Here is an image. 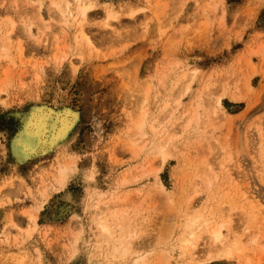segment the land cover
<instances>
[{"label":"rangeland","instance_id":"obj_1","mask_svg":"<svg viewBox=\"0 0 264 264\" xmlns=\"http://www.w3.org/2000/svg\"><path fill=\"white\" fill-rule=\"evenodd\" d=\"M66 1L0 0V264H264V0ZM38 110L73 118L44 152ZM190 211L239 254L206 260L201 231L187 253Z\"/></svg>","mask_w":264,"mask_h":264},{"label":"bare ground","instance_id":"obj_2","mask_svg":"<svg viewBox=\"0 0 264 264\" xmlns=\"http://www.w3.org/2000/svg\"><path fill=\"white\" fill-rule=\"evenodd\" d=\"M64 1H66V0H64ZM76 1V6H75V8L73 7V9H75V15H76V17H73L74 19L75 18H80V22H82V20L84 21L85 20V18H86V16L88 15L87 13L93 8V3L91 2V0L89 1V2H86L85 0H75ZM66 3H69V1H66ZM58 4V7H60L61 8V6H59V3H54L53 5H57ZM67 5V4H66ZM53 7V6H52ZM55 7V6H54ZM57 7V6H56ZM57 7V8H58ZM66 7V6H65ZM53 10V9H52ZM55 10V9H54ZM64 10V9H63ZM63 10H62V12H63ZM109 13V14H108ZM64 14V13H63ZM106 14H108L106 17V20L108 19V16H109V19L110 20H112L113 19V17H115L113 14H110V12H107ZM71 15V14H70ZM63 17H64V15H63ZM70 17V16H69ZM110 17H112V19L110 18ZM66 16H65V20H66ZM78 18V19H79ZM64 19V18H63ZM68 20V19H67ZM109 21V20H108ZM108 21H106L107 23H105V24H107V26H108V24L110 23V21H109V23H108ZM63 22V21H62ZM61 22V23H62ZM65 22V21H64ZM67 22V21H66ZM68 23V22H67ZM63 24V23H62ZM29 31V30H28ZM80 34L81 35H83V32L82 31H80ZM88 40V39H87ZM3 45V44H2ZM1 48H3V46H0ZM4 49V48H3ZM2 49V50H3ZM7 50V49H6ZM5 51V50H4ZM1 53V52H0ZM3 54V53H2ZM4 55H5V53H4ZM3 55V56H4ZM6 56V55H5ZM195 72H193V74H194ZM191 74V73H190ZM193 74H192V77H193ZM187 78V77H186ZM187 81H189V80H187ZM186 81V82H187ZM191 81V80H190ZM186 85H187V83H186ZM188 89V88H187ZM183 90H186L185 89V87H184V89ZM147 91V90H146ZM184 92V91H183ZM238 95V94H237ZM237 95L235 96V97H237ZM218 97V96H217ZM241 98V97H240ZM236 99V98H235ZM238 100H239V97L237 98ZM242 99V98H241ZM215 102V101H214ZM217 102H219L218 101V99L216 100V104H217ZM167 105V104H166ZM169 105V104H168ZM167 105V106H168ZM165 108V107H164ZM163 108V109H164ZM215 110V109H214ZM70 121V123H68ZM142 121V120H141ZM141 121H136L137 123H138V125H137V123H136V125H137V127L138 126H141L142 125V127H143V124H142V122ZM45 122H51V124L53 125V130L52 131H50V132H47L45 135H43V136H40V137H34L35 138V145H36V148H39V149H41V151L42 152H44L45 151V147L48 145V144H51L52 143V141H53V138L55 137V138H58V137H62L65 133H66V131H68L70 128H71V125H72V123H73V118H72V116H70V113L69 112H65V113H63V114H57V115H53L52 114V111L51 110H45V111H43V110H38L37 112H32L31 113V115L29 116V118H28V120H27V122H26V126H25V130H26V132H27V134H29V135H31L32 136V133H33V131L35 130V128L37 127V126H39L41 123H45ZM141 122V125L139 124ZM189 122H190V120H189ZM188 122V123H189ZM187 123V124H188ZM61 125V127L60 128H56L55 127V125ZM64 125H67V127H64ZM183 125H184V123H183ZM182 125V126H183ZM185 125H186V123H185ZM136 127V126H135ZM142 127L141 128H139V130L140 129H142ZM141 134V133H140ZM171 136H169V138H170ZM168 138V139H169ZM25 149L27 150V152L29 151V152H31L32 151V148H30V147H25ZM259 152H260V150H259ZM161 154V153H160ZM260 155V154H259ZM260 157V156H259ZM210 169V168H209ZM70 172H71V166H68V165H63V166H60L59 168H58V170L56 171V176H55V180L57 181V184H58V187H63L65 184H66V182L68 181V177H69V175H70ZM209 172V171H208ZM211 173H212V171H211ZM216 174V173H215ZM207 175V177H208V173L206 174ZM206 175H205V177H206ZM211 175V174H210ZM213 175V174H212ZM211 175V176H212ZM54 177V176H53ZM206 177V178H207ZM210 177V176H209ZM216 177V176H215ZM204 178V177H203ZM207 179H209V180H211V178H207ZM216 179V178H215ZM122 180V179H121ZM120 182H122V181H120ZM123 182H125V180L123 181ZM122 182V183H123ZM209 183V181L207 180V184ZM205 184V183H204ZM206 184V186H208ZM210 184H211V182H210ZM210 184H209V186H210ZM213 185V184H212ZM96 194V193H95ZM101 195V194H100ZM92 197L93 196H90V198L92 199ZM243 197H244V199L249 203V213H250V215L252 216V217H255V215H260V216H262V214H264V207H261L262 205H260V202H259V200L257 199L256 200V198H255V196H253L252 194H250V192L249 193H243ZM95 198V197H94ZM117 198V197H116ZM97 200V199H96ZM123 204V203H122ZM103 205H105V204H103ZM40 206V205H39ZM38 206V207H39ZM97 206H99V204L97 205ZM95 207H96V205H95ZM104 207V206H103ZM101 207H99L98 209L97 208H95L97 211H95L96 213L95 214H97L98 215V212L102 209H100ZM39 209V208H38ZM109 209V208H108ZM195 210V209H194ZM196 211V210H195ZM195 211H193V212H195ZM211 211V210H210ZM193 212L191 213V211H190V213L192 214H187L186 215V218H185V220L182 222L183 223V233L180 235V238L182 239H180V241H182V243L184 244L183 246H184V248L183 249H185L186 248V251H188L187 253H191V255H193L194 254V252H191L192 250L191 249H193V247H194V242H198V241H196V240H199V234L201 235V233L203 232V233H205V235H206V237L210 240L209 242H210V245L212 246H210L211 248H213V246L215 245V244H218V248L219 249H215V251L213 250V249H211L210 247V249L208 250V252L209 253H207V256H206V260H210V259H214V258H230V257H232L233 256V254L235 253V254H239V250H236L237 249V244L239 243H234V242H230V243H226L225 242V240L224 239H222V234H221V228H223V224L221 225V224H213L212 223V221L211 220H213V219H211V217H210V214H208L207 212H201V214L199 213V212H196V213H194L193 214ZM100 215V214H99ZM102 215V214H101ZM100 215V216H101ZM113 215V214H112ZM119 215V214H118ZM118 215H113L110 219H111V221H112V219H114V217L116 218V216H118ZM125 215H126V213H125ZM213 214H212V212H211V216H212ZM31 217V216H30ZM106 217V216H105ZM32 218H35L34 216H32ZM100 218V217H99ZM104 218V217H103ZM106 219H107V217H106ZM127 220V219H126ZM105 221V220H104ZM109 221V220H108ZM120 221V220H119ZM124 221V220H123ZM93 222V221H92ZM118 222V221H117ZM96 223V222H95ZM105 223H106V221H105ZM101 224V225H99L101 228H99V229H102V233L104 234H102L104 237H105V235L106 234H108L109 233V228L112 226V225H110V227L107 225V224ZM112 223V222H111ZM115 223V222H114ZM105 225H107V226H105ZM114 225V224H113ZM116 225V224H115ZM122 225H123V223H122ZM116 227V226H115ZM117 227H118V225H117ZM120 227V226H119ZM125 228V227H124ZM111 230H112V228H111ZM199 231H201V232H199ZM74 232V231H73ZM77 232V231H76ZM120 232V231H119ZM124 232V231H123ZM198 232H199V234H198ZM118 233V232H117ZM128 233V232H127ZM202 233V234H203ZM110 235V233L108 234V236ZM113 235V234H112ZM130 235H132V233L130 234ZM204 235V236H205ZM229 235V234H228ZM227 235V236H228ZM75 236V235H74ZM128 236H129V234H128ZM189 236H192V238L193 239H189L188 237ZM121 237V239H119V240H116V239H112V240H116V241H112V240H110V242L112 241V246H110V251H108V255H111L112 256V258L113 257H115V256H113V255H118V257H122V258H125L127 255H133V254H135L136 253V250H134L133 252H135V253H133L132 251H131V247L129 246V245H126V244H124L123 243V241H124V238L122 239V236H120ZM119 237V238H120ZM205 237V238H206ZM107 239H108V237H106ZM111 237H109V239H110ZM133 238V237H132ZM135 238V237H134ZM203 238V237H202ZM206 238V239H207ZM250 238V237H249ZM254 238V237H253ZM118 239V238H117ZM128 239V238H127ZM130 239H131V237H130ZM227 239V238H226ZM106 240V239H105ZM120 240H122V242L120 241ZM129 240V239H128ZM193 240H194V242H193ZM231 240V239H230ZM233 240V239H232ZM131 241H134L133 239H131ZM130 241V242H131ZM136 241V240H135ZM252 242L253 241H255V238L254 239H252L251 240ZM105 242V241H104ZM119 242V245L117 244V243ZM137 242V241H136ZM107 244H109V242H106ZM134 243V242H133ZM219 243H220V245H219ZM260 243V244H259ZM100 244V243H99ZM117 244V245H116ZM129 244V243H128ZM132 244V243H131ZM130 244V245H131ZM258 244H259V246L262 248V249H264V242H258ZM73 245V244H72ZM216 246V245H215ZM214 246V247H215ZM220 246V247H219ZM74 247V246H73ZM99 247V246H98ZM97 247V248H98ZM105 247V246H104ZM136 247H137V245H136ZM136 247H135V249H136ZM197 247V246H196ZM95 248V247H94ZM217 248V247H216ZM79 249V248H78ZM99 249V248H98ZM197 249V248H196ZM240 249V248H239ZM76 250V249H75ZM105 250V249H104ZM138 251H140V250H138ZM164 251V250H163ZM162 251V252H163ZM166 251V250H165ZM184 251V250H183ZM216 251H218V252H216ZM236 251H237V253H236ZM241 251V250H240ZM262 251V253H264V250H261ZM74 252V251H73ZM199 252V251H198ZM214 252H216V253H214ZM133 253V254H132ZM139 253V252H138ZM197 253V252H196ZM200 253V252H199ZM162 254V253H161ZM160 254V255H161ZM203 254V253H202ZM235 254H234V256H235ZM105 255V254H104ZM104 255H103V257H104ZM144 255V254H143ZM107 256V255H106ZM162 256L164 257V255L162 254ZM170 256V255H169ZM141 257H142V255H140V256H136V258L133 260V262H132V264H138L139 263V260L141 259ZM160 258H161V256H159ZM158 257V258H159ZM162 257V258H163ZM201 257H203V256H201ZM200 256H199V254L195 257V258H197V259H200V261H203L204 259H202ZM157 258V259H158ZM171 259V258H170ZM170 259H167V257H165V260H167L166 261V263H164V264H173L172 262L171 263H169L170 262ZM108 260V259H107ZM159 260V259H158ZM157 260V261H158ZM164 260V259H163ZM177 261V260H176ZM196 261V260H195ZM246 261V260H245ZM200 263V262H199ZM174 264H178V262L177 263H174ZM180 264H181V262H180ZM193 264H197L196 262H194Z\"/></svg>","mask_w":264,"mask_h":264},{"label":"snow or ice","instance_id":"obj_3","mask_svg":"<svg viewBox=\"0 0 264 264\" xmlns=\"http://www.w3.org/2000/svg\"><path fill=\"white\" fill-rule=\"evenodd\" d=\"M70 123V121L68 122ZM56 128H60L61 125H55ZM64 127H67V125H64ZM53 130V125L51 124V122H45V123H41L39 126H37L35 128V130L32 133L33 137H40L45 135L47 132H50Z\"/></svg>","mask_w":264,"mask_h":264}]
</instances>
